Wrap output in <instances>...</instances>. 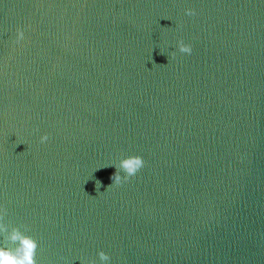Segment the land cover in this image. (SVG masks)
Wrapping results in <instances>:
<instances>
[{
    "label": "water",
    "instance_id": "1",
    "mask_svg": "<svg viewBox=\"0 0 264 264\" xmlns=\"http://www.w3.org/2000/svg\"><path fill=\"white\" fill-rule=\"evenodd\" d=\"M0 212L36 264H264V0H0Z\"/></svg>",
    "mask_w": 264,
    "mask_h": 264
},
{
    "label": "clouds",
    "instance_id": "2",
    "mask_svg": "<svg viewBox=\"0 0 264 264\" xmlns=\"http://www.w3.org/2000/svg\"><path fill=\"white\" fill-rule=\"evenodd\" d=\"M185 15H194L195 10L186 8ZM24 39V32L21 29L16 30L15 42L19 43ZM176 47L180 53L190 54L192 51L191 44L185 43L182 39L176 42ZM161 54L163 52L160 51ZM174 56L175 53H172ZM155 64V63H154ZM49 139L48 133L40 136V142L44 143ZM144 160L139 155H130L120 159L117 163L107 164L104 167L114 166L115 172L110 176L111 184L106 186L105 191L113 185H119L127 181L131 176L142 168ZM102 167V168H104ZM100 169V168H99ZM96 169V170H99ZM95 171V170H94ZM96 192L100 193L102 182L99 179L95 181ZM98 185V187H97ZM3 213L0 212V234L3 235V243H0V264H36L35 254L38 242L32 236L25 234L18 227H12L11 230L2 222ZM100 264H109L110 256L101 250L97 253Z\"/></svg>",
    "mask_w": 264,
    "mask_h": 264
}]
</instances>
